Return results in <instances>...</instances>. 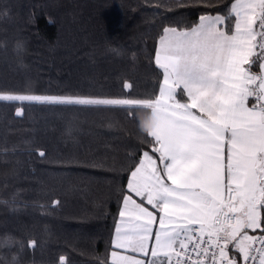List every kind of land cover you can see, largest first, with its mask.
<instances>
[{
    "label": "trees",
    "instance_id": "16d2710c",
    "mask_svg": "<svg viewBox=\"0 0 264 264\" xmlns=\"http://www.w3.org/2000/svg\"><path fill=\"white\" fill-rule=\"evenodd\" d=\"M212 4L0 0V90L144 98L158 91L153 58L163 27H191L224 6ZM18 106L0 102V147L9 150L0 153V264L17 253L19 264H60L61 256L65 264H111L129 169L141 147L150 151L138 122L118 108L24 103L17 117Z\"/></svg>",
    "mask_w": 264,
    "mask_h": 264
},
{
    "label": "snow or ice",
    "instance_id": "6c2138e0",
    "mask_svg": "<svg viewBox=\"0 0 264 264\" xmlns=\"http://www.w3.org/2000/svg\"><path fill=\"white\" fill-rule=\"evenodd\" d=\"M216 4L224 6L191 27H163L153 58L158 91L144 98L0 90V102L21 105L17 117L35 103L118 108L138 122L150 151L141 147L129 169L112 245L151 258L112 251L111 264H264V0ZM15 50L22 55L23 45ZM18 255L2 264H19Z\"/></svg>",
    "mask_w": 264,
    "mask_h": 264
},
{
    "label": "crops",
    "instance_id": "0c3cea01",
    "mask_svg": "<svg viewBox=\"0 0 264 264\" xmlns=\"http://www.w3.org/2000/svg\"><path fill=\"white\" fill-rule=\"evenodd\" d=\"M127 183H128V182H127ZM133 199H136L138 203L140 202V198H139V197H136V196L133 195ZM145 206L149 207V209L152 210L150 205H145ZM121 207H122V203H121L120 209H121ZM119 212H120V210H119ZM119 220H120V216H119V214H118V217H117L116 223H117V221H119ZM115 227H116V224H115ZM157 229H158V223L154 226V231L157 230ZM114 231H115V228H114ZM114 231H113L112 240H113V237H114ZM150 244H151V242H150ZM112 247H113V245H112ZM112 251H116V252H117L119 255H121V256H130V257H134V258H136V259H142V260H145V261H147L148 259L151 258L150 255H149V257H144V256H142L141 254H138V253H134V252H132L131 250H124V249L114 248V247H113V248L111 249L110 253H109V261H110V262H111V252H112Z\"/></svg>",
    "mask_w": 264,
    "mask_h": 264
},
{
    "label": "built area",
    "instance_id": "2783aa9c",
    "mask_svg": "<svg viewBox=\"0 0 264 264\" xmlns=\"http://www.w3.org/2000/svg\"><path fill=\"white\" fill-rule=\"evenodd\" d=\"M258 234V233H257Z\"/></svg>",
    "mask_w": 264,
    "mask_h": 264
}]
</instances>
